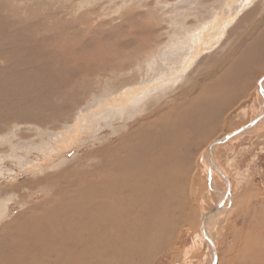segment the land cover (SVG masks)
Masks as SVG:
<instances>
[{
	"label": "rangeland",
	"instance_id": "374dc122",
	"mask_svg": "<svg viewBox=\"0 0 264 264\" xmlns=\"http://www.w3.org/2000/svg\"><path fill=\"white\" fill-rule=\"evenodd\" d=\"M222 75L218 93L229 86L231 99L203 128L186 127L175 153L181 202L174 197L171 210L181 217L147 264H210L212 251L215 264L264 255V0H0V223L52 194L39 178L101 164L95 149L179 91L193 97ZM79 118L81 132L56 149Z\"/></svg>",
	"mask_w": 264,
	"mask_h": 264
},
{
	"label": "bare ground",
	"instance_id": "6f19581e",
	"mask_svg": "<svg viewBox=\"0 0 264 264\" xmlns=\"http://www.w3.org/2000/svg\"><path fill=\"white\" fill-rule=\"evenodd\" d=\"M202 33H198L199 40L203 39ZM194 44L199 51L200 42L194 41ZM243 56L245 54L239 55L240 58ZM191 57L192 53H187L181 58L186 59V65H190L193 61ZM228 69L222 71L226 77L230 71ZM220 77L217 84L200 87L193 97H186L184 92L178 90L179 93L166 107L168 109L154 108L132 125L128 124V131L126 129L127 132L120 135L118 141L93 151L99 155L101 164L93 166L85 160L86 165H66L55 173L51 171L54 179L39 178V185L45 182L48 186L53 185L54 190L49 197L31 202L12 217H5L8 219L1 221L0 264H147L148 259L168 240L165 239L168 233L174 232L181 217L180 214L173 216L171 210H176L174 201L179 198L181 202L178 195H173L177 183L174 178L180 172L177 170L178 154L175 153H178L186 137V127L195 130L203 128L205 118L217 113L224 100L231 99L229 86H226L225 92L218 93L219 88L225 86L222 81L226 80L223 75ZM263 83L264 78L262 83L260 81L262 90ZM139 86L137 84L138 91L132 93L133 99L139 94ZM119 96L123 98V92ZM133 99L130 102H136ZM126 104L128 102L119 109H125ZM160 109L166 110L159 114L157 111ZM80 120L73 122L76 123L73 131L61 133L60 139H56V149L66 147L81 132ZM255 120L257 118L243 127L250 126ZM239 130L241 128L233 134ZM91 159L88 160L91 162ZM35 185L38 184L27 187ZM24 197L21 195L20 200ZM206 219L203 218L204 231L211 240L205 229ZM213 253L211 262L215 259L216 252ZM259 254L250 253L247 258L254 264L264 256Z\"/></svg>",
	"mask_w": 264,
	"mask_h": 264
},
{
	"label": "water",
	"instance_id": "95a60500",
	"mask_svg": "<svg viewBox=\"0 0 264 264\" xmlns=\"http://www.w3.org/2000/svg\"><path fill=\"white\" fill-rule=\"evenodd\" d=\"M259 83V82H258ZM260 84V83H259ZM251 122H253V121H251ZM233 133H231L230 135H232ZM229 134H226L225 136H223V137H221L219 140H217V142H214V143H219V142H222L223 140H225V139H227L229 136H230ZM211 147V146H210ZM220 207V203H218V204H216L215 206H213L211 209H210V212H208V214L209 213H212V212H214L217 208H219ZM203 222H204V220H203V218H202V224H201V230H202V232H203V234H204V236L208 239V240H210L206 235H205V232H204V224H203ZM215 255V259H214V261L212 262L213 264H215V262H216V258H217V256H216V254H214Z\"/></svg>",
	"mask_w": 264,
	"mask_h": 264
}]
</instances>
